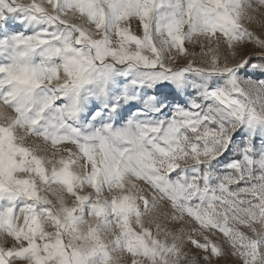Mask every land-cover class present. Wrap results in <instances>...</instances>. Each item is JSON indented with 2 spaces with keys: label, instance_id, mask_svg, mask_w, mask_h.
I'll use <instances>...</instances> for the list:
<instances>
[{
  "label": "snow or ice",
  "instance_id": "1",
  "mask_svg": "<svg viewBox=\"0 0 264 264\" xmlns=\"http://www.w3.org/2000/svg\"><path fill=\"white\" fill-rule=\"evenodd\" d=\"M221 261L264 264V0H0V264Z\"/></svg>",
  "mask_w": 264,
  "mask_h": 264
},
{
  "label": "rangeland",
  "instance_id": "2",
  "mask_svg": "<svg viewBox=\"0 0 264 264\" xmlns=\"http://www.w3.org/2000/svg\"><path fill=\"white\" fill-rule=\"evenodd\" d=\"M254 30H256L258 32L259 31V28L257 27ZM249 50L250 51H253V49H251V48ZM220 264H225V262L224 261H221ZM227 264H231V261H228Z\"/></svg>",
  "mask_w": 264,
  "mask_h": 264
}]
</instances>
